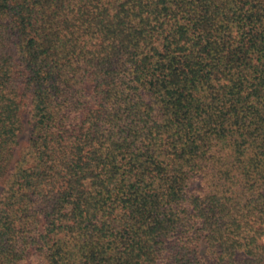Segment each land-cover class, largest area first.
<instances>
[{"label":"trees","instance_id":"trees-1","mask_svg":"<svg viewBox=\"0 0 264 264\" xmlns=\"http://www.w3.org/2000/svg\"><path fill=\"white\" fill-rule=\"evenodd\" d=\"M0 184V264H264V0H0Z\"/></svg>","mask_w":264,"mask_h":264},{"label":"rangeland","instance_id":"rangeland-1","mask_svg":"<svg viewBox=\"0 0 264 264\" xmlns=\"http://www.w3.org/2000/svg\"><path fill=\"white\" fill-rule=\"evenodd\" d=\"M26 139H27V138H26V134H24V135L21 136L20 141H21V142H24ZM1 189H2V186H1V184H0V192H1Z\"/></svg>","mask_w":264,"mask_h":264}]
</instances>
